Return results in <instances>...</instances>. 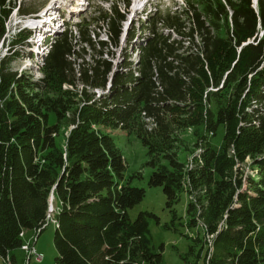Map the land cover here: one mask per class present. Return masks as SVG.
Wrapping results in <instances>:
<instances>
[{
    "label": "trees",
    "instance_id": "obj_1",
    "mask_svg": "<svg viewBox=\"0 0 264 264\" xmlns=\"http://www.w3.org/2000/svg\"><path fill=\"white\" fill-rule=\"evenodd\" d=\"M18 1L0 0V41ZM124 4L48 39L41 78L9 66L26 44V28L0 58V255L17 264L32 235L34 246L54 195L55 264H166L149 226L158 216L129 215L146 190L126 177L107 130L122 129L148 148L149 184L163 187L174 219L175 205L190 193L191 253L197 243L205 264H264V0L257 7L254 0H202L200 8L151 12L138 23L148 31L139 43L135 26L125 36L138 60L126 48L114 65L130 0ZM18 9L26 16L38 8ZM100 22L106 39L92 29ZM189 127L203 145L188 165L177 149ZM248 157L250 174L237 166Z\"/></svg>",
    "mask_w": 264,
    "mask_h": 264
},
{
    "label": "rangeland",
    "instance_id": "obj_2",
    "mask_svg": "<svg viewBox=\"0 0 264 264\" xmlns=\"http://www.w3.org/2000/svg\"><path fill=\"white\" fill-rule=\"evenodd\" d=\"M13 3L14 0H9ZM126 0H64V3L61 4L60 8L53 6L52 4H58L61 0H19L15 9L9 17L6 19L5 29L6 34L4 38L0 41V58L5 54H10L9 46L13 48L10 42L13 40V36L18 32L19 27L26 28L28 30L29 36L24 46H20L17 49V54L10 55V64L9 66L21 73H27L29 75H33L35 79L41 78L43 73L40 70L41 60L43 55L47 52V40L57 37L61 34L65 29L72 28V31L77 30V25L90 21H93L96 17L95 13L98 9L108 10L112 5H117L124 10ZM202 0H130L131 5L127 9L126 18L127 20L124 23V28L126 30L127 25L131 30V27L137 30L134 34L135 39H133V43H139V35L145 36L147 34V30L139 28V24L142 20H145L149 13L158 12L161 15H164L168 11L175 10L179 7H186L188 3H194L196 7L200 8V3ZM21 2V4H20ZM64 4V5H63ZM66 4V5H65ZM254 5L257 6V1L254 0ZM18 7L20 9H25L26 7H36L38 8L35 13H31L29 15L17 16ZM47 7H52L47 8ZM9 9V7H7ZM48 9L55 11L57 10L58 15L52 27L54 30H49L45 37V49L43 50L41 46H39L42 42L37 40L38 35L33 34V28L37 24L44 27H51L52 24L50 22L45 21L46 13ZM59 10L62 14L59 13ZM20 12V10H19ZM21 13V12H20ZM41 17L38 18V15ZM22 14V13H21ZM45 14V15H44ZM103 24L96 23L95 28L96 31L100 33V38L106 39L107 35L105 34V27L103 28ZM91 28V26H90ZM131 41V40H130ZM253 39H249L247 42L242 44L253 43ZM10 44V45H9ZM127 46V47H126ZM110 47V46H109ZM133 47V45H132ZM127 55L130 53V57L132 60H138V56H136V52L132 51L129 48V43L127 38L123 35L120 47L118 49H114L115 58L114 65L121 63L123 61V55L126 52ZM242 47L237 49V55H239ZM13 50L12 52H14ZM81 53H84L81 51ZM86 54V53H84ZM5 55V56H6ZM88 60V58H86ZM42 69V68H41ZM79 91L83 88L81 83H78ZM64 88L72 91L76 90L70 84L65 83ZM90 92V88H87ZM78 91V88L77 90ZM95 91L99 94L105 92L103 90H91ZM72 93H74L72 91ZM75 94V93H74ZM97 95V96H98ZM200 101L202 102V96H200ZM69 129V128H68ZM62 130L65 135L60 138L61 143H65L66 136L68 135L69 130ZM151 130V128H148ZM112 131L111 133L114 135L115 142L117 146L122 151L125 161H126V170L125 174L128 179H130L132 186L141 187L146 190V195L144 199L137 203L134 207L129 209V215L132 219H135L138 214L142 211L153 212L158 216V220L156 218H150V230L152 241L155 249L158 252H161L164 258V262L166 264H192L197 262V264H205L204 257L205 249L202 250V256L198 257V253L200 252V245L195 244V250L190 252V245L193 244L192 238L197 236V228L190 229L186 226V206L188 204L190 197V193L185 192L181 196V201L175 205V210L177 214V219H174V213L170 208L167 207V197L163 192L162 186H152L149 184L150 176L153 172V167L148 164L149 156H148V148L143 144L142 140L135 133H128V131L122 129H107ZM223 128L221 127L217 133V136L213 138L214 144H220L223 138ZM178 137L181 141L178 143L180 146L178 150V155L180 159L184 160L186 164H191L200 147L203 145L194 135V128L189 127L184 132L179 133ZM252 159L248 157V159L240 165L241 169L250 174L252 171L249 167H251ZM255 171V170H254ZM194 195V194H193ZM56 213V205L54 200V195L50 196V206H49V218L48 223L45 226L43 232L37 237L34 246L32 249L35 251L30 252L28 249H23V255L21 253L19 255V261L17 264H55L56 256H57V248L54 242V235L57 222L55 220ZM181 223H184L182 225ZM176 226L177 230L172 229V226ZM167 225L171 228H167ZM203 226V224H202ZM189 235V236H186ZM25 236V233L22 234V237ZM189 237V238H187ZM192 237V238H191ZM34 240V235H32L25 244L32 243ZM24 263H23V257ZM0 264H7L6 260L2 255H0Z\"/></svg>",
    "mask_w": 264,
    "mask_h": 264
},
{
    "label": "built area",
    "instance_id": "obj_3",
    "mask_svg": "<svg viewBox=\"0 0 264 264\" xmlns=\"http://www.w3.org/2000/svg\"><path fill=\"white\" fill-rule=\"evenodd\" d=\"M22 248H23V249H28V251H30V252L35 251L34 249H32V247L29 246V244H24V245L22 246ZM9 259H10V257H9ZM7 264H11V261L9 260V262H8Z\"/></svg>",
    "mask_w": 264,
    "mask_h": 264
},
{
    "label": "bare ground",
    "instance_id": "obj_4",
    "mask_svg": "<svg viewBox=\"0 0 264 264\" xmlns=\"http://www.w3.org/2000/svg\"><path fill=\"white\" fill-rule=\"evenodd\" d=\"M58 1V0H57ZM60 3V2H59ZM53 5V4H52ZM64 5V4H63ZM47 14V13H46ZM45 15V14H44ZM39 23H38V20H37V26H39V27H41V28H43L44 29V26H40V25H38ZM48 28H52V26L50 27H48ZM50 217V216H49Z\"/></svg>",
    "mask_w": 264,
    "mask_h": 264
}]
</instances>
